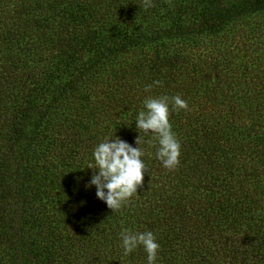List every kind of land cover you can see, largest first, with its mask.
Instances as JSON below:
<instances>
[{"label":"trees","instance_id":"trees-1","mask_svg":"<svg viewBox=\"0 0 264 264\" xmlns=\"http://www.w3.org/2000/svg\"><path fill=\"white\" fill-rule=\"evenodd\" d=\"M152 4L0 0V264H148L125 229L155 235V264H264V23L234 30L264 0ZM176 95L168 170L135 122ZM139 134L149 170L112 212L87 166Z\"/></svg>","mask_w":264,"mask_h":264},{"label":"clouds","instance_id":"clouds-1","mask_svg":"<svg viewBox=\"0 0 264 264\" xmlns=\"http://www.w3.org/2000/svg\"><path fill=\"white\" fill-rule=\"evenodd\" d=\"M152 0H143V7H153ZM159 85L160 81H154ZM148 85L145 91H150ZM171 102L172 110H188V103L179 95L174 97L161 96L145 99L144 107L136 118V128L146 136L151 134L158 142L156 157L164 168L176 169L180 164L181 145L172 131L169 120ZM144 141L140 134L135 140L137 147H133L119 137H111L99 143L93 152L94 164L89 163L87 168L98 170L93 172L89 185H95L96 196L105 202L112 212L119 211L129 200L137 194L138 188L143 187L144 173L149 170L142 157L144 150L140 145ZM148 143L151 145L152 140ZM124 255L127 256L142 246L147 253L148 264H155L160 245L151 231L132 232L129 229L120 233Z\"/></svg>","mask_w":264,"mask_h":264},{"label":"rangeland","instance_id":"rangeland-1","mask_svg":"<svg viewBox=\"0 0 264 264\" xmlns=\"http://www.w3.org/2000/svg\"><path fill=\"white\" fill-rule=\"evenodd\" d=\"M254 22L261 23V24L264 23V13L255 15L254 17H252L251 20L247 19V18L240 20V22H237L235 24V28H234V26H229V27L234 32V30H236V29H241L242 30L243 28H245L246 24H248V23H252L253 24ZM233 28H234V30H233ZM228 30L229 29L225 30L226 34L228 33Z\"/></svg>","mask_w":264,"mask_h":264}]
</instances>
